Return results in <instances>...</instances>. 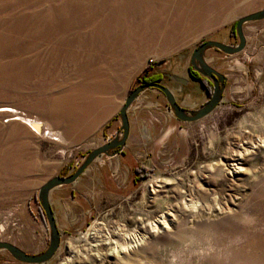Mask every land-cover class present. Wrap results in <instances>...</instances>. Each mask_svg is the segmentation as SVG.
Here are the masks:
<instances>
[{
    "label": "rangeland",
    "instance_id": "374dc122",
    "mask_svg": "<svg viewBox=\"0 0 264 264\" xmlns=\"http://www.w3.org/2000/svg\"><path fill=\"white\" fill-rule=\"evenodd\" d=\"M117 2L0 0V107L16 108L51 130L44 136L0 114V242L28 254L41 255L50 243L41 187L73 174L104 142L68 143L70 124L82 136L91 133L100 127L89 130L95 110L103 107L100 125L108 108L121 119L127 96L141 85L131 88L132 80L147 68L162 72L179 105L186 96L188 113L200 110L210 95L190 77L194 51L208 41L237 46L233 25L264 10V0H170L158 37L123 49L110 32L120 27L111 21ZM64 10L67 20L59 17ZM244 34L247 46L239 54L216 48L204 54L228 78L215 111L197 122L175 117L166 151L153 157L154 167L139 169L132 193L105 199L88 226L61 235L45 264H264V20L245 24ZM181 73L189 85L169 77ZM246 148L251 152L233 177L236 154ZM163 215L168 227L153 232L149 224ZM135 231L146 239L115 257L112 240L125 244ZM0 264L25 263L0 251Z\"/></svg>",
    "mask_w": 264,
    "mask_h": 264
},
{
    "label": "crops",
    "instance_id": "0c3cea01",
    "mask_svg": "<svg viewBox=\"0 0 264 264\" xmlns=\"http://www.w3.org/2000/svg\"><path fill=\"white\" fill-rule=\"evenodd\" d=\"M161 74L162 72L152 70L146 79L157 78ZM179 76L190 84L191 80L184 73ZM136 80L137 76L132 80L131 88ZM156 83L170 88L163 81ZM186 99V96L183 97L181 106L188 110ZM107 103L109 107V99ZM107 115L105 121L98 125V129L83 136L74 132L70 124V131H67L68 143L77 144L96 138L98 141L104 140L97 148L106 144L108 139L120 133L122 126L118 113L111 115L108 108ZM91 116L93 117V111ZM128 118L129 136L121 152L112 151L99 158L75 183L59 186L51 191L50 205L61 235L73 234L88 226L102 211L105 199L123 198L131 194L140 182L139 169L154 167L156 161L153 157L156 158L161 151H166L167 140L174 134L177 125L166 96L155 88L140 94L129 108ZM178 127L182 128L181 125Z\"/></svg>",
    "mask_w": 264,
    "mask_h": 264
},
{
    "label": "water",
    "instance_id": "95a60500",
    "mask_svg": "<svg viewBox=\"0 0 264 264\" xmlns=\"http://www.w3.org/2000/svg\"><path fill=\"white\" fill-rule=\"evenodd\" d=\"M261 20H264V10L247 15L237 21L236 32L240 42L235 47L222 42L208 41L199 46L194 51L191 59L194 70L214 82V91L213 93H209V101L200 110L194 113H188L181 105L177 103L175 94L172 92V90L160 83L141 84L134 90L130 91L125 103L120 109L122 123L120 133L115 136L112 141H109L108 143L91 151L83 164L73 174L67 175L65 177H54L39 190V202L50 229V243L48 249L41 255H32L24 252L14 244L0 242V251L9 252L15 260L25 264H45L49 262L58 252L61 245V234L50 205L51 191L59 186L71 185L75 183L99 158L110 154L112 151H115V153L122 151L130 131L128 110L135 103L140 94L147 89L155 88L161 91L166 96L170 109L173 111L175 117L182 122H197L213 113L222 102L223 93L226 88V82L228 81V78L208 64L204 58L205 52L208 49L216 48L227 55L239 54L240 52L244 51L247 46V38L244 34V25L250 22ZM169 77L173 82H176L182 86H187L189 84L188 80L184 78L174 75H170Z\"/></svg>",
    "mask_w": 264,
    "mask_h": 264
},
{
    "label": "bare ground",
    "instance_id": "6f19581e",
    "mask_svg": "<svg viewBox=\"0 0 264 264\" xmlns=\"http://www.w3.org/2000/svg\"><path fill=\"white\" fill-rule=\"evenodd\" d=\"M169 3L170 0H118L117 2L118 6L115 5L116 7L113 9V12L111 14L112 17L114 18L111 21L113 22V24L115 23L118 24V26L120 25V27L119 29H117L118 32L113 29L110 30V32L112 34L116 33L117 37L120 40V43L123 40V45H122L123 49H125V47H127L128 44L133 43V41L136 42L139 41L138 43H140V40L141 42L142 41L146 42V40H148V42L150 40L153 41L158 37V32L162 28V23L164 22L163 18L166 16V12L168 11L167 6ZM67 16L68 14L66 10H64V12L61 15H59V17L62 20H67ZM115 21L119 23H116ZM43 31L44 32L46 31V27L43 29ZM62 40L59 39V41L56 43L57 47H59ZM165 45H169L168 41L165 42ZM86 111L87 110H84L83 112L86 113ZM95 111H99V112L98 113L95 112L94 114L95 118L92 123L90 122L91 125L89 124V130L92 128L94 129L98 127V125H100V123L102 122L101 119L103 115L102 113L105 111V109L104 107L101 109L96 108ZM0 114H6L10 117L11 121L24 124L25 127L29 126L38 133L40 132L42 133L44 131L43 134L44 136L48 135L49 132H51L49 128H45L43 126L45 124H43L41 121L30 118L26 114L21 113L16 108L10 106L0 107ZM45 131L47 132L45 133ZM85 132H88V128L85 129ZM250 152L251 151L250 150L248 151L246 148L243 151H240L236 154L237 159L234 160V164L231 166V169L229 171L230 175L234 177L240 174L241 170L243 169L241 165L245 161L244 160L245 156L249 155ZM167 216L169 217L172 216V213H169V215L167 214ZM167 216L163 215V217L160 220L158 219L159 221L157 223L149 224L151 230H153V232H156L157 230L160 229V226L168 227ZM145 239L146 236H142L139 232L135 231L132 234L125 235V244L120 243L116 240H112L111 252L115 257L121 258L122 254H130L131 251H135V249H137Z\"/></svg>",
    "mask_w": 264,
    "mask_h": 264
},
{
    "label": "trees",
    "instance_id": "16d2710c",
    "mask_svg": "<svg viewBox=\"0 0 264 264\" xmlns=\"http://www.w3.org/2000/svg\"><path fill=\"white\" fill-rule=\"evenodd\" d=\"M236 26H237V22L233 25L232 27V33H235L236 31ZM204 44V43H203ZM202 45V44H201ZM200 45V46H201ZM150 68H147L143 74H141L136 82H138V84H152V83H156L161 81V79L159 78V76L157 78H150V79H146V75L147 73L150 71ZM189 74L190 77L193 81L199 82L205 89H208V80L206 78L201 77L197 72H195L192 68L189 69ZM137 87H133L132 90H134Z\"/></svg>",
    "mask_w": 264,
    "mask_h": 264
},
{
    "label": "flooded vegetation",
    "instance_id": "af4514ba",
    "mask_svg": "<svg viewBox=\"0 0 264 264\" xmlns=\"http://www.w3.org/2000/svg\"><path fill=\"white\" fill-rule=\"evenodd\" d=\"M195 72H196V71H195ZM197 73H198V72H197ZM198 74L201 76L200 73H198ZM201 77L206 78V77H204V76H201ZM206 79H207L208 82H209V83H208V89L211 90V88L213 87V90H214V82H213L212 80L208 79V78H206ZM226 84H227V82H226ZM203 88H204V87H203ZM204 89H205V88H204ZM205 90H206L208 93H211V91H208L207 89H205ZM212 93H213V92H212ZM209 99H210V98H209ZM208 101H209V100H208ZM208 101H207V102H208ZM207 102H206V103H207ZM206 103H205V104H206ZM205 104H204V105H205ZM204 105H203V106H204Z\"/></svg>",
    "mask_w": 264,
    "mask_h": 264
}]
</instances>
